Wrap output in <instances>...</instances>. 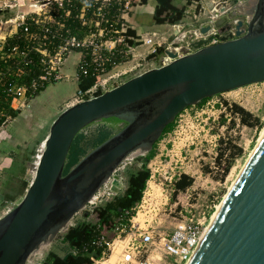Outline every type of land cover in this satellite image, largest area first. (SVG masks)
I'll return each instance as SVG.
<instances>
[{
  "label": "water",
  "instance_id": "95a60500",
  "mask_svg": "<svg viewBox=\"0 0 264 264\" xmlns=\"http://www.w3.org/2000/svg\"><path fill=\"white\" fill-rule=\"evenodd\" d=\"M23 4L24 0H18L2 7L0 2V22L21 14L18 6ZM238 8L214 21L222 33L219 42L209 44L208 36L194 40L183 54L168 49L171 60L166 64L76 102L51 121L24 196L0 217V264H28L72 225L74 216L115 170L131 156L149 153L184 109L204 98L264 81V0H244ZM210 27L202 26L201 32ZM110 117L119 119L122 126L65 172L76 135ZM114 177L108 185L117 193L125 184L120 175ZM186 264H264V135Z\"/></svg>",
  "mask_w": 264,
  "mask_h": 264
},
{
  "label": "built area",
  "instance_id": "2783aa9c",
  "mask_svg": "<svg viewBox=\"0 0 264 264\" xmlns=\"http://www.w3.org/2000/svg\"><path fill=\"white\" fill-rule=\"evenodd\" d=\"M38 1L31 0L27 4L28 8H19L21 14L0 22V95H4L14 109L26 108L37 92L51 83L71 80L73 77L95 78L88 86L75 91L71 98L74 104L111 88L105 87L111 78H118L130 72L137 74L145 69L166 64L171 60L166 52L168 49L183 54L190 50L194 40L208 36L211 37L209 44L219 42L222 33L215 27L214 20L225 11L231 10L226 4L213 6L208 21L211 27L206 33H202L200 28L187 30L182 23H177L176 33L169 41L156 42L151 36H145L139 39L138 44L129 45L124 33L125 23L121 22V26L118 24L128 11L131 0H45L47 2L43 4ZM233 1L240 4L244 0ZM0 2L2 7H11L17 3L14 0ZM114 6L116 14L112 12ZM229 31L234 34V28ZM17 33L22 37L21 44L10 40ZM139 44L148 45L151 48L148 53L155 52L160 46L164 47V51L157 59L147 61L145 56L118 71L107 73L108 70L120 66L123 60L132 58ZM74 50H78L80 56L73 76L64 70V65L68 53ZM35 70L37 75L31 76ZM106 73L108 76L104 75ZM187 109L188 107L183 111ZM0 114L5 115L2 111ZM182 115L181 112L178 116ZM2 130L0 127V132ZM213 137L216 140L219 134ZM162 155L163 153L154 155L148 162L150 175L142 198L134 208L135 213H138L142 206L152 204L165 209L170 205V210L177 209L178 201L171 203L174 181L181 173L191 172L178 165L176 160L169 166V170L162 173ZM124 166L125 164L114 171L108 182L83 210H92L106 196L115 193L108 184H112L114 174L120 175L124 181ZM166 172L169 175H166ZM183 207H180V212L184 210ZM135 213L129 218V223H121L116 227V237L107 242L110 252L113 241L124 235L126 245L122 261L130 264H186L211 221V218L208 221L206 214L198 217L188 214L175 224L172 231L157 232L153 226L141 227L139 223L136 224ZM148 250L149 254L143 257V251ZM155 251L160 253L158 258L150 256Z\"/></svg>",
  "mask_w": 264,
  "mask_h": 264
},
{
  "label": "rangeland",
  "instance_id": "374dc122",
  "mask_svg": "<svg viewBox=\"0 0 264 264\" xmlns=\"http://www.w3.org/2000/svg\"><path fill=\"white\" fill-rule=\"evenodd\" d=\"M76 63L77 55H72L68 65L71 67L70 72L73 76ZM119 69H121L120 66L113 71ZM135 73L130 72L118 78H111L105 87L117 85ZM74 90L75 85L67 80L51 83L36 96L40 104L37 103L26 113H22L23 111L20 113V115L26 114L21 124L28 129L29 135L22 138L23 140L13 139L14 151L11 150L8 155L0 157V217L22 199L32 180L37 154L42 143V137L38 139L32 135L33 132L39 131L38 123L42 124L41 119L45 120V124L51 122L67 104H70L71 101H66V98L70 97ZM207 102H209L208 105ZM234 103L259 116L261 124L259 126L244 124L240 114L231 110ZM182 114L176 117L173 127L162 134L156 142L154 155L163 153L162 173L169 170V166L177 160L178 165L190 170L189 174L193 176V183L185 190L178 192L171 200L172 204L178 201L176 210H170V205L165 209L152 204L142 206L138 213H135L136 224L139 223L141 227L153 226L157 232L172 231L175 224L188 214H194L197 217L206 214L208 221L210 218L212 220L214 212L258 142L264 127V81L216 94L208 98L201 106L188 107L186 111H182ZM97 126L98 123H93L87 127L86 132L90 133ZM217 134L219 137L215 140L213 136ZM7 139H10V136ZM87 147L89 151L91 148ZM221 152L224 154L221 159H218ZM139 156L142 155L131 156L127 162L139 164L141 162ZM226 165H229L227 171H225ZM165 174L169 175L168 172ZM180 207L184 208L182 212ZM172 208L174 209L175 206ZM86 211L78 212L71 224L85 219ZM89 219L95 220V215L91 214ZM63 233L36 253L28 264H40L51 250L60 254L68 251L62 240ZM123 239L124 235L114 240L109 255L96 260L95 263H105L110 258L111 264H130L122 261V253L126 245ZM148 252L149 250L143 251L142 256H147ZM159 255L157 251L150 254L153 258H158Z\"/></svg>",
  "mask_w": 264,
  "mask_h": 264
},
{
  "label": "trees",
  "instance_id": "16d2710c",
  "mask_svg": "<svg viewBox=\"0 0 264 264\" xmlns=\"http://www.w3.org/2000/svg\"><path fill=\"white\" fill-rule=\"evenodd\" d=\"M193 1L199 0H186L187 3ZM146 2L147 0H131L130 6ZM112 12L113 14H116L115 6L112 8ZM153 17L156 23H182L186 18V5L175 4L173 3V0H156ZM121 22L125 23L124 18H121L118 26H121ZM124 33L127 36L126 41L129 45H136L139 43V36L134 28L126 25ZM21 38L22 37H19V33H17L14 37L10 38V40L11 42H18L21 44ZM163 51L164 47H157L155 52L146 55L145 60L149 61L157 59ZM132 61L133 59L129 58L128 60H123V63H130ZM113 69L108 70L107 73L112 72ZM35 71L36 72L31 73V76L37 75V70ZM43 90L44 88L40 89L36 96ZM207 99L208 98H204L197 103L196 106H201ZM231 110L240 114L244 124L249 126H259L261 124L259 116H256L251 111L237 103L232 105ZM0 111L5 114H0V127L4 129L10 119L18 116L22 109L12 108L4 95H0ZM94 123H98L95 130L88 133L86 132L87 126L74 138L68 154L65 172H67L69 168L87 152V146L93 148L114 133V130L119 129L122 126V124L120 125V120L115 117L98 120ZM174 124L175 120L165 127L163 134L172 128ZM3 135L4 132L0 134V136ZM154 147L146 155L139 156L141 159L139 164L128 162L122 168V175L125 184L123 189L119 190L117 193H112L109 196H106L92 210H88L89 212L85 216V219L70 225V227L62 234V240L65 242L69 250L63 254L51 250L47 253L46 257L40 264H94L96 260L103 259L109 255L107 242L112 241L116 237V227L119 224L129 223V218L135 213L134 208L142 198L146 181L150 175L148 162L154 156ZM223 154L224 153L221 152L217 158L221 159ZM228 169L229 165H226L225 171ZM193 180V176L189 173H181L174 181L172 199L176 197L178 192L188 188L193 183ZM91 214L95 215V220L91 221L89 219Z\"/></svg>",
  "mask_w": 264,
  "mask_h": 264
},
{
  "label": "crops",
  "instance_id": "0c3cea01",
  "mask_svg": "<svg viewBox=\"0 0 264 264\" xmlns=\"http://www.w3.org/2000/svg\"><path fill=\"white\" fill-rule=\"evenodd\" d=\"M18 0H14V2H17ZM31 0H24L23 5H19V8H28L27 4ZM173 3L175 4H185L186 5V18L184 22H182L184 28L187 30H193L194 28H202V26L208 24L209 16L211 13V8L218 4V6H222L224 4L231 7V9L238 8L239 3L235 4L233 0H199V1H193L191 3H187L186 0H173ZM156 6V0H147L146 3H137L133 6H130L128 11L124 14V20L125 24L127 26H131L136 30L137 35L139 36V39L145 36H151L153 40L156 42H166L169 41L173 35L176 33L177 27L176 24H170V23H156L154 21V10ZM242 10L241 8H238ZM222 16V15H221ZM220 17V16H219ZM217 19V18H216ZM215 21V20H214ZM150 47L146 44H139L135 50H134V56L132 57L133 61L130 63H122L120 65V68L126 67L130 65L131 63L143 59L146 54L150 51ZM77 53V54H76ZM72 55H77V61L79 59V52L78 51H72L68 53L64 65V69L66 72H70V66L68 65V61ZM77 64V63H76ZM76 67V65H75ZM93 77H80L75 79L73 77L71 80H67L75 85V90L71 93L70 97L66 98L67 100H70V104H67L66 107L73 104V101L71 100L73 94L78 88H83L88 86L93 82ZM40 94V93H39ZM38 94V95H39ZM37 95V96H38ZM37 97L35 96L28 104V106L24 109H22V113H26L29 109L33 108L34 105L37 103L40 104V102H37ZM42 104V103H41ZM65 107V108H66ZM26 114L18 115L13 119H10V121L6 124L5 128L0 132H4L3 136H0V157H4V155H8L11 153V150L14 151V143L13 139H24L26 136H28V129H25L23 127V124H21L25 119ZM31 117V116H30ZM29 117V118H30ZM39 120V116H37ZM35 119V116H34ZM42 124L38 125L40 128L38 132H33L35 137L41 138L42 141L47 135L48 128L51 122L48 124H45V120L41 119ZM6 133V134H5ZM32 133V132H31ZM10 136V139H7V137ZM34 137V138H35ZM33 138V139H34ZM22 139V140H23ZM19 141V140H18ZM17 141V142H18ZM21 144V143H20ZM23 145V144H22ZM2 155V156H1Z\"/></svg>",
  "mask_w": 264,
  "mask_h": 264
},
{
  "label": "bare ground",
  "instance_id": "6f19581e",
  "mask_svg": "<svg viewBox=\"0 0 264 264\" xmlns=\"http://www.w3.org/2000/svg\"><path fill=\"white\" fill-rule=\"evenodd\" d=\"M263 135H264V127H263V129H262V131H261V133H260V136H259V138H258V141L262 138ZM224 196H225V195H224ZM221 202H222V201H221ZM221 202H220V204L218 205L216 211L214 212V214H213V216H212V219L214 218V216H215L217 210L220 208V206H221ZM115 240H116V239H115ZM113 242H114V241H113ZM94 264H99V263L97 262V263H94ZM101 264H111V260H110V258L107 259V261H106L105 263L102 262Z\"/></svg>",
  "mask_w": 264,
  "mask_h": 264
}]
</instances>
